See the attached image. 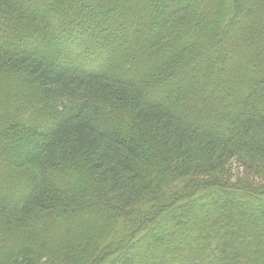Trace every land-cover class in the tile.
Wrapping results in <instances>:
<instances>
[{
	"label": "trees",
	"instance_id": "16d2710c",
	"mask_svg": "<svg viewBox=\"0 0 264 264\" xmlns=\"http://www.w3.org/2000/svg\"><path fill=\"white\" fill-rule=\"evenodd\" d=\"M0 264H264V0H0Z\"/></svg>",
	"mask_w": 264,
	"mask_h": 264
},
{
	"label": "rangeland",
	"instance_id": "374dc122",
	"mask_svg": "<svg viewBox=\"0 0 264 264\" xmlns=\"http://www.w3.org/2000/svg\"><path fill=\"white\" fill-rule=\"evenodd\" d=\"M30 108L31 107H29V109ZM45 110H46V106H44V105L43 106L33 105V107L30 109V112L25 108L23 110L24 115L22 114L20 116V118L22 120L29 121V122H31L29 119H31V120L34 119L33 122L43 121L42 119H40L41 118L40 116H42V114H44ZM25 113H28V114H25ZM50 115H51V113H48V115H46V118H49L51 120V119H53V116H50ZM235 167L236 166L234 164L233 168L236 172L237 170Z\"/></svg>",
	"mask_w": 264,
	"mask_h": 264
}]
</instances>
